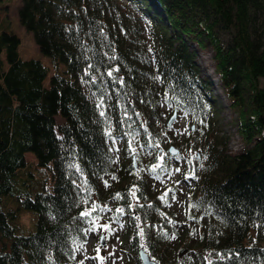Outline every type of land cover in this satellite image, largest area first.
<instances>
[{"label": "trees", "instance_id": "16d2710c", "mask_svg": "<svg viewBox=\"0 0 264 264\" xmlns=\"http://www.w3.org/2000/svg\"><path fill=\"white\" fill-rule=\"evenodd\" d=\"M16 11L56 69L46 79L0 29V264H86L99 244L89 233L122 219L117 264H139L140 246L158 264H264V0H20ZM208 45L244 143L233 153L196 60ZM175 108L187 132L166 124ZM170 143L179 160L163 153Z\"/></svg>", "mask_w": 264, "mask_h": 264}, {"label": "rangeland", "instance_id": "374dc122", "mask_svg": "<svg viewBox=\"0 0 264 264\" xmlns=\"http://www.w3.org/2000/svg\"><path fill=\"white\" fill-rule=\"evenodd\" d=\"M19 1L20 0H11L6 4L5 9L0 8L2 12V20L0 22V29L1 28L9 29L18 35L20 39L18 46H17L19 55L22 58H28V57L39 58L48 68V72L46 76V79H47L49 74L55 71L56 68L54 66V63L50 59V57L40 52V50L38 49V46L35 43L32 32L25 29L24 26L19 22L17 11H16V5L19 3ZM211 54H212V51H211L210 46L208 45L206 46V48L198 50V54L196 55V60L200 63L202 67V71L205 74L209 75L211 79L212 92L214 93V96L216 97L215 103L218 105V112H217V116L219 118L218 122L221 123V125L223 126V130L226 131V133L229 135L228 151L233 153L241 149L244 143H243V140L240 134L238 133L237 122H236L237 117L235 115V112L232 110V108H230L228 104L229 100L226 98L222 90L220 79L214 72V69H213L214 60ZM59 64H60L59 65V68H60L62 66V63H59ZM260 83H264L263 78L260 79ZM173 123H174V126H178L177 128H182L184 129V132H187L186 126L185 128L183 127L184 121L182 119L174 121ZM183 135L184 134H182V136ZM193 151L194 150L189 152V155H193V153H195ZM158 156H161V154L159 153ZM25 157L28 158V160H31V158H33V153L30 151H27L25 153ZM182 187H184V185H182ZM31 221H32V215L29 213H24L20 217V222L25 228L29 227V225L31 224ZM101 223H103V221L100 220V225H102ZM107 225H108L107 221L104 220V224L100 227V229H98V231L96 232V236L95 237L90 236V239H89L90 243L92 244L98 239L101 233L104 234V243L98 244V245L95 244L94 253L101 256V258L99 259V262H96L95 260L92 259L91 261L86 260V264H117L119 260L123 258L122 255L120 256L119 247H118V242L120 241V238L122 237L121 233L119 232V228L114 229V228H111V226L108 227ZM130 258L131 257L125 258L126 264H135L133 258L132 259Z\"/></svg>", "mask_w": 264, "mask_h": 264}, {"label": "water", "instance_id": "95a60500", "mask_svg": "<svg viewBox=\"0 0 264 264\" xmlns=\"http://www.w3.org/2000/svg\"><path fill=\"white\" fill-rule=\"evenodd\" d=\"M174 118H175V112L171 114L167 123L169 124ZM169 149L172 152L176 151V149L173 146H170ZM101 241H102V238H101ZM138 257L140 259L141 264H157V262L153 258L150 257L149 253L143 247H140L138 249Z\"/></svg>", "mask_w": 264, "mask_h": 264}, {"label": "snow or ice", "instance_id": "6c2138e0", "mask_svg": "<svg viewBox=\"0 0 264 264\" xmlns=\"http://www.w3.org/2000/svg\"><path fill=\"white\" fill-rule=\"evenodd\" d=\"M103 114V113H101ZM161 159H163V157H161ZM163 198V197H162ZM122 211V210H121ZM90 213H84L83 215H89ZM106 227V226H105ZM142 234V233H141Z\"/></svg>", "mask_w": 264, "mask_h": 264}, {"label": "bare ground", "instance_id": "6f19581e", "mask_svg": "<svg viewBox=\"0 0 264 264\" xmlns=\"http://www.w3.org/2000/svg\"><path fill=\"white\" fill-rule=\"evenodd\" d=\"M210 71H211V70H210ZM210 71H209V72H210Z\"/></svg>", "mask_w": 264, "mask_h": 264}]
</instances>
